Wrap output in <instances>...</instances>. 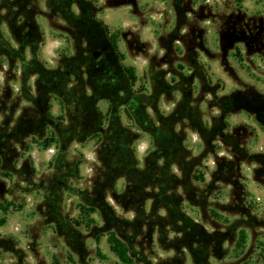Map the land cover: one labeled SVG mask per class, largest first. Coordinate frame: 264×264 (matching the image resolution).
Returning <instances> with one entry per match:
<instances>
[{
    "label": "rangeland",
    "instance_id": "1",
    "mask_svg": "<svg viewBox=\"0 0 264 264\" xmlns=\"http://www.w3.org/2000/svg\"><path fill=\"white\" fill-rule=\"evenodd\" d=\"M2 1L0 15L5 16L6 6ZM19 2L13 0L8 13L14 15ZM23 12L33 19L37 42L24 46L23 57L14 53L0 57V102L8 104L4 93L18 97L24 88H29L25 95L33 98L34 83L45 78L65 90L70 86L66 80L71 83L85 79V71L76 68H84L94 52L98 57L100 51H108L113 61L109 74L97 72L89 82L102 124L111 113L128 124L125 104L133 93L144 96L155 93L158 113H167L175 106L185 111L193 108L206 124L224 113L227 122L224 131L228 132L229 143L233 127H242L244 150L238 156H245L225 174V161L232 157L226 143L218 141L214 153L202 160L200 176L205 183L218 170L224 178L236 176L246 194L247 211L259 223L244 229L243 241H238L240 231L236 229L235 239L228 245L225 256L210 258L209 263L235 264L238 260L235 256L241 255L247 264H264V126L257 120L264 119V0H36L35 6L25 7ZM24 31L22 26L14 32L23 36ZM0 39L12 49L18 48L4 19L0 21ZM29 50H35L32 58ZM125 68L133 69L132 85ZM83 90L89 91L81 87L79 92ZM181 92L187 94L183 99ZM45 97L46 92L42 98ZM20 100L21 105H28L24 99ZM47 105L52 116H59L61 122L66 120L57 96L48 97ZM87 115L84 123L96 125L95 113ZM1 116L2 113L0 120ZM183 130L188 150L199 154L203 149L199 135L188 127ZM137 134L132 146L136 159L141 162L150 142L147 134L139 131ZM95 143L92 136L83 142L74 140L69 146L71 156H82L78 165L80 178L71 182L74 188L90 186L92 166L96 163ZM54 154L53 145L45 147L42 141L30 143L24 158L35 174L0 175L5 188L0 191V203H11L5 210L0 208V220L3 219L0 234L12 237L28 264L78 263L64 238L44 222L39 210L44 195L42 178L48 175ZM24 178L36 182L34 189H27ZM230 189V185L221 183L213 191L209 198L214 204L213 211L205 209L201 213L185 204L187 214L208 230H224L233 219L222 211L230 203ZM78 200L74 193L64 192L60 205L63 215L80 221L79 230L84 237L76 236V239L86 247L84 260L89 264H122L109 249L106 236H101L96 243L87 235V219L99 222V216L96 212L80 213ZM238 218L245 220L246 216ZM172 254L155 245L147 257L154 261L156 257L165 259ZM184 257V264H192L186 253ZM13 262L10 254L0 253V264Z\"/></svg>",
    "mask_w": 264,
    "mask_h": 264
},
{
    "label": "trees",
    "instance_id": "2",
    "mask_svg": "<svg viewBox=\"0 0 264 264\" xmlns=\"http://www.w3.org/2000/svg\"><path fill=\"white\" fill-rule=\"evenodd\" d=\"M2 2L6 6V14L0 15V21L4 19L18 48L12 49L10 44L0 39V57H10L11 53L23 57L24 46L37 42L33 19L23 10L25 7L31 9L33 4L35 6L36 0H20L18 11L14 15L8 13L13 0ZM22 26L25 31L20 36L14 31ZM74 37L78 35L75 34ZM112 43L115 46L113 41ZM34 53L35 50H29L31 58ZM86 61L87 59L82 60V63ZM112 65L108 51H100L98 57L88 58L84 68H76L85 71V79L71 83L66 80V84L70 86L65 90L45 78L34 83L33 98L25 95L29 88H24V93L20 94L24 98L20 95L12 97L10 92L4 93L3 97L8 104L0 102V175L22 174L26 177L27 173L35 174L34 168L28 166L24 158L30 143L42 141L45 147L53 145L55 154L49 162L48 175L42 178L44 195L39 210L44 222L53 227L56 235L64 238L69 250L77 256V264L89 263L84 260L86 247L76 239V236L80 239L84 237L79 230L80 221L62 213L60 200L64 192L78 196L77 207L80 213H97L99 222L90 217L87 219V235L94 238L96 243L101 236H106L110 250L121 263L138 261L142 264H184V253L191 258L192 264H210V258H223L228 245L235 239L236 229L240 231L238 241H243L244 229L257 225L259 221L249 215V208L245 205L246 194L236 176L225 175L227 178H224V174H220L218 170L205 183L199 169L202 160L209 153H214L218 141L226 143L232 157L225 161V174L235 168L245 156H238L239 151L244 150L245 136L240 131L242 127H233L229 143L226 138L229 136L228 132L224 131L227 127L224 113L222 117H213L209 124L204 123L200 113L192 111L193 108L190 107L185 111L175 106L167 113H158L155 107V98H158L155 93L146 96L136 93L130 95L125 104L128 124L122 122L116 113H111L102 124L89 82L97 72L108 75ZM124 70L132 85L135 81L133 69ZM66 73H69L68 69ZM81 87H87L88 93L84 90L79 92ZM45 92L46 97L42 98ZM52 94L63 105V118L66 119L63 122L62 118L50 113L47 101ZM186 95L181 92V98ZM20 99L27 101L28 105H21ZM91 113L93 116L95 113L96 125L84 123L87 114ZM257 120L264 126V119ZM184 127L199 135L203 145L199 154H192L185 145ZM138 131L147 134L150 142V148L141 162L136 159L132 146ZM92 136L96 139V163L92 166L90 186L88 189L74 188L71 182L80 178L78 165L82 156H71L69 146L74 140L83 142ZM23 180L28 190L34 189L36 182H29L27 178ZM197 181L200 183H196ZM221 183L230 185L231 204L226 203L222 211L227 218L233 219L228 221L224 230H208L187 214L184 205L196 208L201 213L205 209L213 211L214 204L209 198ZM1 190L5 191V188L4 182L0 180ZM9 205L11 203H0V208L5 210ZM230 207L235 209H229ZM242 215L246 216L245 220L238 218ZM2 222L3 219L0 220V225ZM155 245L163 251H172L173 254L165 259L156 257L152 261L147 255L154 251ZM0 253L10 254L14 258L12 264H28L24 252L16 246L11 236L0 234ZM235 258L238 259L235 264L248 263L247 260H241V255H236Z\"/></svg>",
    "mask_w": 264,
    "mask_h": 264
},
{
    "label": "water",
    "instance_id": "3",
    "mask_svg": "<svg viewBox=\"0 0 264 264\" xmlns=\"http://www.w3.org/2000/svg\"><path fill=\"white\" fill-rule=\"evenodd\" d=\"M97 55H98L97 52H94V57H97Z\"/></svg>",
    "mask_w": 264,
    "mask_h": 264
},
{
    "label": "crops",
    "instance_id": "4",
    "mask_svg": "<svg viewBox=\"0 0 264 264\" xmlns=\"http://www.w3.org/2000/svg\"><path fill=\"white\" fill-rule=\"evenodd\" d=\"M106 239V238H105ZM107 243V242H106ZM110 249V248H109ZM113 253V252H112ZM114 254V253H113ZM119 261V260H118ZM122 264H124V263H122Z\"/></svg>",
    "mask_w": 264,
    "mask_h": 264
}]
</instances>
